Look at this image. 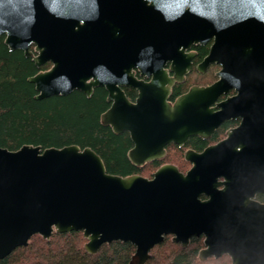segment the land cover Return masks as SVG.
I'll return each instance as SVG.
<instances>
[{
	"label": "water",
	"instance_id": "water-1",
	"mask_svg": "<svg viewBox=\"0 0 264 264\" xmlns=\"http://www.w3.org/2000/svg\"><path fill=\"white\" fill-rule=\"evenodd\" d=\"M1 36L36 67L50 64L28 78L36 100L104 88L100 122L128 133L134 166L240 122L202 151L187 149L184 173L163 164L150 178L107 173L90 147H0V260L34 235L75 231L89 254L129 242L128 264H145L166 236L182 248L202 237L200 261L264 264V0H0ZM209 41L199 67L219 65L217 80L171 101L188 50Z\"/></svg>",
	"mask_w": 264,
	"mask_h": 264
},
{
	"label": "trees",
	"instance_id": "trees-1",
	"mask_svg": "<svg viewBox=\"0 0 264 264\" xmlns=\"http://www.w3.org/2000/svg\"><path fill=\"white\" fill-rule=\"evenodd\" d=\"M197 58L206 53L199 47ZM49 63L36 67L30 57L21 50H9L0 37V147L17 150L22 145L61 148L75 144L90 147L103 161L107 173L119 176L147 175L163 164H173L185 172L188 163L183 153L187 149L201 151L207 144L217 141L222 135L216 129L209 141L198 137L177 147H166L164 158L134 166L127 158L132 147L128 133L114 134L109 126L102 125L100 115L109 107L106 91L102 87L93 88L90 96L78 90L66 96H51L36 100L34 85L28 78L44 71ZM188 85L173 88L171 98L185 91ZM133 100L135 92L125 94ZM264 202L263 195H257ZM202 237L191 238L188 246L171 241L166 236L151 251L145 264H229V258L222 255L217 259L200 261L198 251L203 247ZM86 240L81 232L52 233L48 240L38 235L32 236L25 247L16 248L0 264H128L134 247L129 242L114 241L103 244L95 254L85 252Z\"/></svg>",
	"mask_w": 264,
	"mask_h": 264
},
{
	"label": "flooded vegetation",
	"instance_id": "flooded-vegetation-1",
	"mask_svg": "<svg viewBox=\"0 0 264 264\" xmlns=\"http://www.w3.org/2000/svg\"><path fill=\"white\" fill-rule=\"evenodd\" d=\"M210 45H211V41H209V42H207L206 44H194V45H192L191 46V48L188 50V52H192L193 53V58H192V60H191V67H190V69L184 74V79H183V81L182 82H179V83H175L174 84V86L172 87V90H171V94H172V91H173V88L175 87V86H177V85H188V87H187V89L185 90V91H183V92H181V93H179L177 96H179V95H181V94H183L184 92H186L191 86H206V85H209V84H211V83H213L214 81H216L217 80V76H216V73H217V71L220 69V66L219 65H217V64H211V65H209V66H207L205 69H202V67H199V64L201 63V61L203 60V58L207 55V53H208V50H209V47H210ZM199 47H205L206 48V53L203 55V56H201L200 58H197V53H198V48ZM168 66V65H167ZM213 68H215L216 70L214 71V73L212 74V79H209V80H206V81H200V82H198V77L199 76H201V75H205V74H207L210 70L212 71L213 70ZM169 75H172L171 73L169 74ZM135 76H136V78L137 79H142L143 81H148L149 79L148 78H146V77H142V76H140L139 75V73L137 72V71H135ZM104 89V88H103ZM123 89V91H124V93L126 94V93H128V92H135V96H136V91L135 90H133V89H131V88H129V87H123L122 88ZM234 94V92L233 91H230L227 95H223V96H221L219 99H218V101H221V100H223L225 97H227V96H231V95H233ZM107 96V95H106ZM176 96V97H177ZM175 97V98H176ZM135 98V97H134ZM175 98H171L170 97V100L171 101H173ZM134 100V99H133ZM239 122H240V119H228V120H225L222 124H220L216 129H221L220 131H223L222 132V135L220 136V138L217 140V141H215V142H213V143H209V144H207L205 147H207V146H209V145H211V144H214V143H216V142H218V141H220V140H222V139H224L225 138V136H226V132L228 131V130H230V129H233V128H235V127H237L238 126V124H239ZM215 129V130H216ZM215 130H214V132H215ZM213 132V133H214ZM212 133V134H213ZM212 134H211V136L209 137V138H207V139H203V138H200V137H198V138H200V139H202V140H207V141H209L210 139H211V137H212ZM193 137H197V136H193ZM191 138V137H190ZM204 147V148H205ZM203 148V149H204ZM202 149V150H203ZM201 150V151H202ZM198 152V151H197ZM200 152V151H199Z\"/></svg>",
	"mask_w": 264,
	"mask_h": 264
},
{
	"label": "rangeland",
	"instance_id": "rangeland-1",
	"mask_svg": "<svg viewBox=\"0 0 264 264\" xmlns=\"http://www.w3.org/2000/svg\"><path fill=\"white\" fill-rule=\"evenodd\" d=\"M216 69L215 68H213V70L211 71H209L207 74H205V75H201V76H199L197 79H198V82H200V81H206V80H209V79H212V74L214 73V71H215ZM207 82V81H206ZM185 160V159H184ZM187 162V161H186ZM189 165H188V167H187V169H186V171L190 168V163L189 162H187ZM156 170V169H155ZM154 170V171H155ZM154 171H152V172H150L149 174H151V176H152V173L154 172ZM141 176H144V177H147V178H150L149 176H147V175H141ZM227 256V255H226ZM228 257V256H227ZM229 258V257H228ZM229 261H230V259H229ZM229 264H230V262H229Z\"/></svg>",
	"mask_w": 264,
	"mask_h": 264
},
{
	"label": "snow or ice",
	"instance_id": "snow-or-ice-1",
	"mask_svg": "<svg viewBox=\"0 0 264 264\" xmlns=\"http://www.w3.org/2000/svg\"><path fill=\"white\" fill-rule=\"evenodd\" d=\"M69 2L77 5H84L88 3H94V0H69Z\"/></svg>",
	"mask_w": 264,
	"mask_h": 264
}]
</instances>
